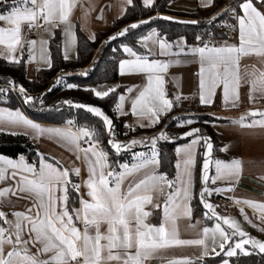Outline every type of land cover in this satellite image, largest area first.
Returning <instances> with one entry per match:
<instances>
[{"label":"snow or ice","instance_id":"6c2138e0","mask_svg":"<svg viewBox=\"0 0 264 264\" xmlns=\"http://www.w3.org/2000/svg\"><path fill=\"white\" fill-rule=\"evenodd\" d=\"M0 2L6 4L8 0ZM127 3L132 4V0H127ZM143 3L150 7L154 0H143ZM72 7L73 0H13L7 12L0 13V22L7 25L0 27V46L5 50L0 55L6 53L7 59L12 63H20L17 53L18 50L23 52V48L19 46L24 44L35 51L38 41L24 38V25L30 31L38 28L50 31L64 26L65 35L74 39L69 19ZM261 7H264V0H243L240 4L242 14L237 16L239 46L209 47L205 44L191 49V54L198 55L201 62L199 87L204 93L200 96L202 102L208 103L216 89L221 87L224 99L227 101L231 95L235 102L242 81L250 83L253 94L251 99L254 100L257 94L264 98V71L245 73L244 76L249 79H244L239 71L241 56L256 53L264 57V11ZM138 26L134 23L131 29ZM128 31L129 29H125L120 35H126ZM47 43L44 39L39 41L41 60L46 63L50 62V58L46 59L44 56V46ZM157 43L161 54L163 49L172 47L159 37ZM123 51L133 59L120 61L121 75L147 74L146 86L131 97L130 113L141 121L140 127L154 126L159 123L162 114H166L174 106L173 101L166 97L165 80L160 75L167 70L168 65L138 54L131 47H124ZM68 58L65 51L64 59ZM30 60H35V57L30 55ZM205 61L207 67L204 66ZM205 72L207 79L204 78ZM11 84L15 87L14 82ZM7 90L0 88V94ZM17 90L20 93L26 92L22 86ZM115 91H95V95L105 98ZM127 91L132 93L133 90ZM24 102L31 103L32 97L25 95ZM125 104V95H119L115 111L121 115L128 114ZM73 106L78 109L86 107L89 113L102 120L110 137L108 143L117 155L128 150V145L115 141L113 121L100 108L78 103ZM250 115L258 116L259 119L248 124L243 120L238 123L247 127H264V112L253 111ZM191 123V120L187 121V124ZM3 124L30 129L34 133V139L48 134L64 142L70 150L82 152L88 178L84 181L87 191L82 195L81 185L72 182L70 170L60 166L59 161L47 162L41 154L37 166L28 163L23 155L18 160L0 155V204L9 203L13 197L31 201V206L25 211L6 213L0 210V264H145L154 251L173 243L202 246L203 256L211 253L219 255L220 252L229 258L238 254H264V241L252 238L239 222L219 215L215 206L206 199L214 192H231L232 187L212 188L209 185H216L218 181L231 183V177L240 167L238 161L211 160L213 144L207 141L202 163L204 186L199 197L203 207L207 209L204 215L206 219L215 221L214 227H203L199 231L200 238L178 239L177 220L191 219L192 216L190 201L193 198V154L202 139L195 136L199 129L186 134L187 137H195L190 144L177 148V155L183 154L184 159L182 163H176L178 175L172 181L163 174H157L154 167L159 164L158 152L155 150L157 140L167 139L163 133L158 138L151 139L153 151L150 155L137 153V163H122L119 168L123 171H118L109 163L108 153L102 148L97 131L76 126L73 120H68L66 127H42L20 111L0 109V125ZM82 143L87 147H82ZM137 143L135 140L131 141L132 146ZM76 159L80 160L81 156L77 155ZM213 164L214 175L210 178V167ZM71 171L75 176H80L79 167ZM141 171L144 172L143 177L130 181L125 187V180ZM165 188L169 191L165 192ZM72 193L77 195L79 208L69 205ZM85 195L90 199H85ZM236 202L258 210L259 219L264 224V202ZM148 206L162 211L160 225L148 222L152 215L151 210H146ZM240 211L247 220L243 207ZM9 216L14 219H9ZM102 228L105 230L102 231ZM261 230L264 231V228ZM217 248L220 252H217ZM224 264H229V261L224 260Z\"/></svg>","mask_w":264,"mask_h":264},{"label":"crops","instance_id":"0c3cea01","mask_svg":"<svg viewBox=\"0 0 264 264\" xmlns=\"http://www.w3.org/2000/svg\"><path fill=\"white\" fill-rule=\"evenodd\" d=\"M155 1V0H154ZM214 0H173L174 10H183V11H195L197 8H207L212 5ZM143 2V0H142ZM171 2V3H172ZM243 2L236 3V13H232L230 11H225L230 13L231 17L236 21L237 24V34L230 39H225L223 42L219 43L217 47L221 46H230L237 47L240 45L239 40V24L237 16L242 14V10L240 8V4ZM144 4V3H143ZM131 4L127 3V0H73V7L70 12V31L74 34V39L72 36L69 37L71 42V47L69 49L65 45V31L63 30L64 26L60 28H55L50 31H45L41 29L36 39L38 41L35 51L33 52L29 46L22 44L21 48H23V52L18 50V57L22 59L24 56L30 57L34 56L35 62L34 70L37 73L39 70H47L51 68V54H50V40L54 37L57 31L61 33L62 38V55L64 57L65 51L69 58L67 60L72 61L76 59L77 55V30L80 29L83 34H85L90 40L94 41L96 39V33L102 30L101 28L107 27L105 30L109 29L110 26L124 15L127 8ZM230 6V5H229ZM227 8V7H226ZM225 8V9H226ZM224 10V9H223ZM222 10V13H224ZM261 10L264 11V8L261 7ZM235 15V16H234ZM167 16V17H164ZM164 18H168L169 20H176L172 15H162ZM173 18V19H171ZM182 18V17H178ZM191 21V23H195L194 19L186 18ZM188 21L187 23H190ZM233 22V23H234ZM7 25L3 22H0V27H6ZM28 30L27 25L23 26V36L26 40H30L26 32ZM155 30V29H154ZM153 29L151 30V32ZM122 31H119V33ZM149 33L140 39V44L143 45L148 54L147 56L152 60H158L161 63H166L168 68L166 71L162 72L163 79L165 80V91L166 97L173 101V108L168 111L166 114H162V117L154 126L140 127L141 121H139L135 116L130 113V100L131 97L138 94L140 90H142L147 84V74L144 73H126L121 75L119 70V79L114 82L115 88H122L120 95L123 94L126 97L125 111L128 112L126 115L120 116H129L130 121L133 124L132 129H141L145 132V134H138L127 141H117L122 145L127 142L135 140L137 142H144L142 146H136L135 148L128 149L130 152V157L128 160H124L122 163H128L129 165L137 163L136 154L143 152L148 155V152L145 150L147 148V143L151 141L154 137H159L161 134L158 133L156 136L155 132L161 129V122L164 117L171 115L180 114V109L176 104L177 96H180L186 104L193 108L191 104L199 105L201 108L208 111V113L214 116L217 120L214 122L215 131L221 135V141L223 143L222 150L224 154L228 157V159L222 160L225 162L238 161L239 169H237L235 175L231 177V183H227L224 181H218L216 185H209L212 188H226L232 187L231 192H214L211 197H206L210 203L213 204L214 198L218 194H226L233 196L236 201H244L251 200L257 203L264 202V127L260 126H241L240 121H244L245 124L251 123L253 120L259 119V117H252L250 115L251 112H264V98H261L258 94L256 98L253 100L250 97L253 95L251 92L250 83L241 82V85L237 91V99L233 102V97L230 95L229 99L226 101L223 97L222 87L217 88L214 96L209 100L208 103H204L201 101L200 96L202 90L199 87L200 79H201V62L198 55L191 54L192 48H198L197 45H188L187 43L178 44L176 41L174 43H169L172 45L170 48L163 49V54H161V50L157 43L158 32L157 30ZM151 36V37H149ZM147 38V39H146ZM41 39L47 40V44L44 46L46 51L44 53L45 58H50V62H45L41 60V51L39 41ZM160 39V38H159ZM163 40V39H161ZM73 41V47H72ZM165 41V40H164ZM48 46V47H47ZM135 51V50H134ZM5 50L3 46H0V53H4ZM127 54V53H126ZM128 55V54H127ZM3 59L10 61L7 59V54L0 55ZM125 59H133V57H126ZM124 60V59H123ZM205 67H207V62L205 61ZM264 71V57L258 56L256 53H250L248 55H243L239 61V71L244 79H249V77L244 76L245 73H252L253 71ZM84 71V70H83ZM204 78L207 79V72L204 73ZM132 89V93H129L127 90ZM5 94V92L3 93ZM0 109H6L5 107L0 105ZM195 109V108H193ZM197 109H195L196 111ZM11 111V110H10ZM19 111V110H16ZM21 112V111H20ZM197 112V111H196ZM23 113V112H22ZM25 115V113H23ZM26 116V115H25ZM27 117V116H26ZM30 119L29 117H27ZM31 120V119H30ZM34 122V121H33ZM36 123V122H34ZM146 123V121H145ZM40 124V123H39ZM42 127H61V126H52L40 124ZM85 126V125H80ZM163 126V125H162ZM66 127V126H62ZM0 129H4L7 131L13 132H23L29 135L34 136V133L23 126H13L8 124L0 125ZM131 129V128H130ZM152 135L150 139L145 138L144 136ZM40 139L39 143V152L43 155H50L56 158L61 164L60 166L68 168L70 172L74 174L71 170H74L76 167L81 169V173L78 184L81 185V194L86 193V188L84 187V181L88 178L87 164L83 158V153H76L70 150V147L66 145L62 141H58L55 137H50L48 134H44L38 137ZM158 139L157 141H159ZM116 141V140H115ZM192 141V139H191ZM179 145L177 148H183L190 144V142ZM140 144V143H137ZM82 147H87L82 143ZM125 151V150H123ZM205 142H201L199 145L195 147L194 151V160L195 164L192 167L193 172V198L191 199V208H192V216L191 219L181 218L176 222V229L178 232V239L183 240H191L197 239L199 237V231L205 227H214L215 221L206 219L204 213L207 209L204 210L202 214H195V206L194 202L198 198L199 201V193L202 191L203 182H202V163L205 158ZM177 153V152H176ZM151 154V153H150ZM1 155V154H0ZM80 155L81 159L77 160L76 156ZM158 155H159V147H158ZM3 156V155H2ZM199 156H201V164L198 169V161ZM5 158L12 159L4 156ZM13 159V160H18ZM183 154L177 155V161H183ZM211 160H215L212 156ZM26 160V159H25ZM159 160V156H158ZM27 161V160H26ZM28 162V161H27ZM49 162V161H47ZM29 163V162H28ZM160 160L159 164L154 166L157 174H161L159 172ZM183 167V165H182ZM118 171H123L118 168ZM198 172V175H197ZM144 175V172L141 171L139 173L134 174L132 177H128L125 180V187L132 180H139ZM178 175V170L176 168V177ZM214 175V164L210 167V178ZM197 177L200 180V187L198 188V192H196V179ZM168 179V178H167ZM169 180V179H168ZM169 190L165 188V192ZM85 199H90L85 195ZM162 202V198H161ZM240 209L243 207L244 212L247 214L248 219L246 220L244 215L239 210L238 212L234 211H225L218 213L219 215L235 220L240 223L242 229L246 231L252 238L258 239L260 241H264V231L261 229L264 228V224L261 223L259 219L258 210L253 209L252 207L243 205L238 203ZM29 206H31V201L28 199H18L11 198L10 202L7 204H0V210L5 211L6 213H12L14 211H25ZM80 207V204H79ZM78 207V208H79ZM146 210H151L152 215L149 217L148 222L154 224V219H160L162 222V211L160 209H151V206H148ZM154 218V219H153ZM9 219H14V217L9 216ZM161 224V223H160ZM158 224V225H160ZM157 225V226H158ZM226 227V226H225ZM105 228H102L104 231ZM134 251V250H132ZM217 252L220 250L217 248ZM222 252H220L221 254ZM243 255V254H238ZM217 256L214 253L209 254L208 256L202 255V246L198 245H183V244H170L167 247L158 249L153 252V254L145 261V264H174V262H183L187 261L188 264H203V259ZM236 256V257H238ZM235 258V257H231ZM231 258L225 257L224 260H228L229 264H233ZM224 260L219 264H224Z\"/></svg>","mask_w":264,"mask_h":264},{"label":"trees","instance_id":"16d2710c","mask_svg":"<svg viewBox=\"0 0 264 264\" xmlns=\"http://www.w3.org/2000/svg\"><path fill=\"white\" fill-rule=\"evenodd\" d=\"M173 0H155L152 6L146 7L142 0H132L122 17L114 21L107 30L96 33V39L90 40L80 29L77 30V55L76 59L65 60L62 55V38L59 31L50 40L51 68L39 70L33 79L28 78L25 60L20 63H12L0 57V88L8 89L5 94H0V105L8 110H20L32 121L45 125L67 126L68 120H73L76 126L85 125L94 129L99 134L102 148L108 153L109 163L118 170L119 165L130 157L129 151H122L119 155L109 145V135L105 131L102 120L89 113L85 108H76L73 105L98 106L113 121L114 131L121 141L145 134L141 129H128L126 124L130 121L129 116H120L115 111L118 97L123 90L121 87L111 92L108 97L100 98L94 94L92 86L116 82L119 79L120 61L128 57L123 51L124 47H131L138 54H148L146 48L140 44V39L146 36L152 29L157 30L160 39L174 43L177 38L183 37L188 45H195L197 37H207L210 32L216 39L226 38L228 35L223 26L232 24L234 19L230 13L222 10L229 5L236 4L241 0H214L207 8H197L195 11L174 10L170 7ZM13 0L5 4L0 2V13H6ZM161 15H172L182 18H191L195 23L180 22L162 18ZM138 24L131 29L132 24ZM125 29H129L126 35H120ZM117 37L112 39V37ZM87 70L86 75H69L67 71L72 68ZM11 82L15 83L13 89ZM74 85V87H69ZM23 87L26 92L20 93L17 89ZM15 90V91H12ZM25 95L32 97L31 103H25ZM70 102V103H67ZM197 109L196 115H179L171 119V115L164 117L160 126L168 122L166 130L168 134L175 132L167 139L158 141L159 147V172L169 180L176 176L177 147L185 144L195 137H187L189 131L199 129L196 137H202L201 142L209 141L213 144L214 159L225 160L228 157L222 150L221 135L214 129V116L204 112L199 105L191 104ZM199 112V113H198ZM170 119V120H169ZM191 120V124L187 121ZM0 154L12 159L21 155L31 163L39 166L40 152L38 144L33 141L31 135L23 132H13L0 129ZM45 156V155H43ZM47 159L56 162L46 156ZM199 156L198 169L201 164ZM198 175V172H197ZM70 179L78 183L79 178L71 173ZM200 187V180L196 179V192ZM75 202V203H73ZM70 206L79 207L78 198L72 193L69 201ZM195 214H202V203L197 198L194 202ZM154 219V218H153ZM161 223L160 219H154V224ZM226 256L223 253L203 259V264H219ZM233 264H264V254L251 256L239 255L231 258Z\"/></svg>","mask_w":264,"mask_h":264},{"label":"built area","instance_id":"2783aa9c","mask_svg":"<svg viewBox=\"0 0 264 264\" xmlns=\"http://www.w3.org/2000/svg\"><path fill=\"white\" fill-rule=\"evenodd\" d=\"M225 11H230L232 13L233 12L236 13V4L228 6L226 9L223 10V12H225ZM41 29H43V28H38L35 30H31V31L27 30L26 35L30 40H33V39L36 40L38 38V35H39V32ZM223 29L228 35L226 38L216 39L214 37L213 33L210 32L207 37H200V39L197 40L196 45L199 47H202L205 44H207L209 47H212V46L217 47L218 44L223 42L225 39L233 38L237 34L236 21L232 24L230 23V24L224 25ZM82 72H83V69L77 67V68L69 69L67 71V74H69V75H80V74H82ZM176 104L178 107L180 106V108L183 109V110H180L179 115H196L197 114L195 109H193L191 107H187L186 102L183 101L180 96H177ZM130 125H131L130 123H127L126 127L129 128ZM158 133H161V134L163 133L164 135H169L168 132L166 130H163L162 128L155 132V134H158ZM114 134H116V132H114ZM213 205L215 206V211L217 213H221V212H225V211L238 212L240 210V206L236 202V199L233 196L226 195V194L216 195V197L214 198Z\"/></svg>","mask_w":264,"mask_h":264},{"label":"rangeland","instance_id":"374dc122","mask_svg":"<svg viewBox=\"0 0 264 264\" xmlns=\"http://www.w3.org/2000/svg\"><path fill=\"white\" fill-rule=\"evenodd\" d=\"M170 7L173 9L174 8V5H173V2L172 3H170ZM161 17H162V15H161ZM164 17H167V16H164ZM164 17H162V18H164ZM174 19H176V21H180V22H188V21H190V20H188V19H186V18H176V17H173ZM173 18H171V19H173ZM168 19V18H167ZM196 20H194V22H195ZM190 23H191V21H190ZM111 27V26H110ZM107 27H104V28H101V29H99V30H105ZM153 31H155L154 29H153ZM152 31V32H153ZM151 32V31H150ZM152 32H151V35H152ZM149 37H151V36H149ZM178 44H181V43H185V39L183 38V37H180V38H177L176 40H175ZM65 45H66V47L69 49V47H71V42H70V39H69V37H68V39H67V36H65ZM196 45V44H195ZM48 47V46H47ZM72 47H73V41H72ZM20 60H25L26 61V65H27V71H28V78L29 79H33L35 76H36V72H35V70H34V65H35V62H33V60H30V57H26V56H24L22 59H20ZM84 71H83V74L82 75H86L87 74V70H85V69H83ZM13 89H15L14 87H13ZM91 89H93V90H95V91H101V92H103V91H105V90H110V89H115V90H118L119 88H115V86H114V82H111V83H106V84H99V85H95V86H92L91 87ZM12 91H15V90H12ZM95 91H94V94H95ZM111 93V92H110ZM92 107H98V106H92ZM187 107H189L188 105H187ZM98 108H100V107H98ZM101 109V108H100ZM179 109L180 110H183V109H181L180 108V106H179ZM102 110V109H101ZM20 111V110H19ZM103 111V110H102ZM22 112V111H21ZM104 112V111H103ZM204 112L206 113V114H208V115H210L209 113H208V111H206V110H204ZM24 113V112H23ZM105 113V112H104ZM199 113V112H198ZM106 114V113H105ZM26 115V114H25ZM94 115V114H93ZM107 115V114H106ZM27 116V115H26ZM95 116V115H94ZM109 116V115H108ZM28 117V116H27ZM176 117H178V115H174L173 117H171V119H173V118H176ZM109 118L111 119V117L109 116ZM170 120V119H169ZM168 122L169 121H167V122H165V124L163 125V126H161V128L163 129V130H166L167 128H166V126H168ZM128 123H130L131 125H130V127L128 128V129H130V128H132L133 127V124H132V122H128ZM127 125V124H126ZM86 127V126H85ZM127 128V127H126ZM4 130V129H3ZM105 131H106V129H105ZM167 132H168V130H166ZM114 132H116V134H114V139L116 140V141H121V140H119L118 138H116V136H117V131H114ZM106 133H107V131H106ZM169 133V132H168ZM108 134V133H107ZM161 134V133H160ZM173 134H175V132H171L169 135H165L167 138H169L171 135H173ZM152 135H148V136H144L145 138H148V139H150V137H151ZM156 136H158V134H156ZM31 138L33 139V141L35 142V143H37L38 144V147H39V141H40V139L37 137V138H33V136L31 135ZM110 139V138H109ZM207 142H209V141H207ZM138 143H140V144H137V145H135V146H132L131 144H130V142H127L126 144H124V145H128L129 147H128V149H133V148H135L136 146H142L143 145V143L142 142H138ZM147 152H148V155H150V153L153 151V149H152V147H151V144H150V142H148L147 143V148L145 149ZM157 152H158V141H157V144H156V149H155ZM40 151V150H39ZM125 151H127V150H125ZM40 154H42L41 152H40ZM43 155V154H42ZM46 156L47 157H49V158H51V159H53V160H55V161H58L56 158H54V157H52V156H50V155H45L44 157L46 158ZM46 160L47 161H49V162H52V160H50V159H47L46 158ZM60 163V162H59ZM61 164V163H60Z\"/></svg>","mask_w":264,"mask_h":264}]
</instances>
